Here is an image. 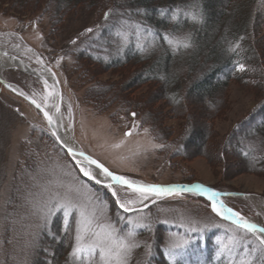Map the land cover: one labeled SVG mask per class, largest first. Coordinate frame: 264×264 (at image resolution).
I'll return each mask as SVG.
<instances>
[{
  "label": "rangeland",
  "instance_id": "obj_1",
  "mask_svg": "<svg viewBox=\"0 0 264 264\" xmlns=\"http://www.w3.org/2000/svg\"><path fill=\"white\" fill-rule=\"evenodd\" d=\"M114 2L82 0L63 7L62 0H0V49L53 75L63 102V120L84 154L138 183L200 184L217 192L233 211L264 227V130L254 127L263 122L254 113L264 99V0L254 6L257 19L250 36L256 50L254 68H240L237 78L201 99L196 98V90L189 91L201 82L195 76L177 92V101L171 98L173 88L163 74L157 70L158 80L144 74L143 57L141 64L132 60L104 68L101 59H122V53L137 48L145 51L151 39L136 26L149 14L139 10L137 19L122 18L119 15L127 7ZM190 2L181 18L197 22L198 0ZM108 9L110 17L104 19ZM173 41V49L186 43L177 37ZM163 53L158 50L153 55ZM206 69L208 65L200 71L207 73ZM170 73L179 84L189 76L182 61L173 63ZM2 76L37 103L44 104L45 96L54 91L24 71L7 69ZM86 178L51 135L42 114L0 84V264H72L67 252L73 236L64 233L55 240L63 231V212L49 217V224L35 226L37 206L48 194L45 188L57 184L64 185L62 192L69 186L78 188L82 199L100 196L118 236L129 246L126 264H159L156 248L160 246L168 262L185 259L186 246L205 237L210 238L207 247L218 246V255L227 264L238 261L244 252L239 240L243 230L221 220L208 202L194 194L160 201L148 197L147 207L137 204L134 207L141 211L126 213L109 189ZM140 195L126 188L120 191L125 200ZM140 233L148 236L142 240ZM169 252L175 253L174 259ZM190 260L202 264L199 257Z\"/></svg>",
  "mask_w": 264,
  "mask_h": 264
},
{
  "label": "trees",
  "instance_id": "obj_2",
  "mask_svg": "<svg viewBox=\"0 0 264 264\" xmlns=\"http://www.w3.org/2000/svg\"><path fill=\"white\" fill-rule=\"evenodd\" d=\"M62 1L63 7H67L73 4L78 5L82 0ZM119 1L115 0L113 5L116 3V6L127 7L119 15L122 18L137 19L139 10L149 14V17L144 18L145 21H137L136 26L140 29V32L151 39L146 43L145 51L137 48L133 52L129 50L122 53L119 57L122 59L110 61L101 59L100 61L104 63L100 62L99 64L102 65L101 63H103L106 69L125 65L132 60H136V62L141 64L144 63V60L147 64L145 65L147 67L143 66L144 74L150 77L148 79L158 80V72L163 74L165 81L169 84V88H173L170 94L171 98L177 101V92H180L179 90L183 88V84H190L195 76L196 78L199 77L201 82L193 85L189 91L193 93L196 90L198 92L195 95L196 98L201 99L202 96L205 97L214 93L218 87H224L229 80L237 78L240 68L245 70H249V67L251 69L254 68L256 50L253 42H250V36L253 34V25L257 19L256 14L253 13L255 12L254 6L258 3V0H198L199 11L196 15H198L199 20L197 22L181 18L184 12L182 9L188 7L192 0H127L129 1L127 5H121ZM61 10H64V8ZM118 11L115 12L117 13ZM106 13H108L107 17ZM105 14L104 19L110 17L109 9L106 10ZM173 15H175L176 19L172 18ZM219 33L221 34L218 37ZM176 37L186 40V43L190 46L184 47L181 44L180 47H174L173 49L172 44L171 48L168 40L176 39ZM169 49L172 50L169 52ZM158 50L164 53L160 57H155L153 54ZM141 57L144 59L142 60ZM177 61L184 62L189 73V76L183 77L184 82L182 84H179L176 76L170 73L172 64ZM207 65V73L201 72L200 69ZM148 66L149 70H147ZM224 71L225 73L221 77ZM219 77H221L220 80L217 79ZM261 79H263L262 74H259V80ZM143 80H146V78L140 79V81ZM262 83L264 84V79ZM254 116L263 119V122H259L254 127L258 130H264V99ZM252 161L254 164L260 163L257 160ZM261 166L264 168V163ZM60 231L62 233L57 235L56 242L66 236L64 234L66 233L65 231L61 229ZM146 236L148 235H145V233L138 234V238L142 240ZM68 239L69 237L66 238V241ZM209 241L210 238L208 237L207 239L205 237V240L200 243H196L191 247L186 246V250L183 252L185 259H177L173 263L166 260L163 250L160 248L161 246L157 247L156 255L160 257L157 262L159 264H197L191 263L190 260L196 256L200 258L202 264H227L223 255H218V250H220L218 246L213 248L214 250L207 247L210 244ZM67 247L69 248V245ZM57 251L59 256L63 257L62 249L58 248ZM71 251L67 252V254L73 264L70 256ZM147 264L152 263L150 261Z\"/></svg>",
  "mask_w": 264,
  "mask_h": 264
},
{
  "label": "snow or ice",
  "instance_id": "obj_3",
  "mask_svg": "<svg viewBox=\"0 0 264 264\" xmlns=\"http://www.w3.org/2000/svg\"><path fill=\"white\" fill-rule=\"evenodd\" d=\"M163 14V13H162ZM106 17L108 13L105 14ZM176 19L175 15L172 17ZM91 31V29H88ZM169 44H174V41L169 39ZM187 43L184 47H188ZM45 84L47 82L45 81ZM45 101L47 97L44 98ZM37 109L43 111V115L52 128L51 135L61 147L66 149V155L76 156V150L69 147L67 143L59 136L57 129L58 121L54 119L49 111H45L42 103H37L35 99L31 101ZM56 107L59 111L58 105ZM62 126V125H60ZM130 135V133H126ZM87 161L89 165H94L99 169V173H93L84 164H80V171L90 180H94L96 184H103L105 188L111 191L112 197L115 198L116 205L124 212H139L143 207H147L144 201L148 199V193H154L159 196L161 194H171L176 191L173 188H160L157 186L137 185L134 181L117 175L110 171L104 165L100 164L95 159L85 156L84 153L78 154ZM103 177L101 179L100 177ZM53 183V182H49ZM124 186L131 189L133 192L140 193V198L136 200L121 199L120 191H123ZM64 187L63 184H57L51 188H45L48 193L43 201L37 206L38 222L36 228H41L49 224V217H54L58 211L63 212V231L73 236L74 243L70 244L72 251L73 264H126V255L129 246H126L124 239L118 236L117 229L112 222V218L107 215V210L104 207L105 202L99 195L90 194L84 199L81 198L78 188L73 189L67 187L65 191L59 189ZM120 189L118 191L117 189ZM192 188L198 189L201 192L209 193V199L212 201V212L217 216L227 219H232L238 229L244 230L245 235L239 237L240 241L244 242V252L238 261L233 264H264V227H258L257 224L245 219L239 212L227 207L223 202L218 201V193L208 188H203L200 185H194ZM191 190V189H189ZM141 205L142 208H135V205ZM123 219V217H121ZM132 223V221H129ZM146 227L147 225H141ZM252 239H249V235ZM132 235L131 232L128 233ZM232 239H235L233 237ZM251 245V247H249ZM229 252L232 249H228ZM170 258L174 259L175 253L169 252Z\"/></svg>",
  "mask_w": 264,
  "mask_h": 264
},
{
  "label": "bare ground",
  "instance_id": "obj_4",
  "mask_svg": "<svg viewBox=\"0 0 264 264\" xmlns=\"http://www.w3.org/2000/svg\"><path fill=\"white\" fill-rule=\"evenodd\" d=\"M20 70L28 73L29 75L33 76L34 78H37L40 82H42L48 90L53 89L54 91L51 93L49 92L45 97H47V100L44 101V104L42 106L44 107L45 111H49V114L54 117L56 121H58V125L56 126L59 132V136L67 143V145L77 151H81L77 144L74 142L72 138L71 131L68 129L66 126L63 117H62V106L63 102L61 104L58 103V95L57 91L55 90V85H54V77L53 75L46 69L45 67L42 68L40 71L34 69L32 66L28 65L25 61L17 58L14 55L7 54L3 50L0 49V77H2V72L4 70ZM5 81V80H4ZM45 81L47 84H45ZM7 83V82H6ZM9 84V83H8ZM13 86V85H11ZM13 88H17L13 86ZM18 89V88H17ZM20 90V89H18ZM21 91V90H20ZM23 92V91H21ZM60 92V91H59ZM53 105H58L59 106V111L57 112L56 107ZM62 125V126H60ZM71 159L73 160L74 164L76 167L80 170L79 165L82 163L84 164L85 167L89 168L90 171H92L94 174L99 173L100 170H98L95 166L89 165L86 163L81 157L79 156H72ZM71 160V161H72ZM88 178V177H87ZM103 179V177H100ZM103 185V184H102ZM199 185V184H198ZM202 186V185H201ZM203 188H206L202 186ZM192 193H197L195 189L191 190ZM207 196H209V193L204 192ZM161 196V195H159ZM148 197H158L154 193H148Z\"/></svg>",
  "mask_w": 264,
  "mask_h": 264
},
{
  "label": "water",
  "instance_id": "obj_5",
  "mask_svg": "<svg viewBox=\"0 0 264 264\" xmlns=\"http://www.w3.org/2000/svg\"><path fill=\"white\" fill-rule=\"evenodd\" d=\"M0 84H1L2 86H4V88H5L6 90H8V91H10V92H12V93L18 95L19 97L23 98L24 100H26V101H27L31 106H33L36 110L40 111L41 114H42V116H43V118L45 119V117H44V115H43V111H42L41 109H37V108L35 107V105L31 102L33 99H32L30 96L25 95L23 92H21V91L18 90L17 88H13V86H11L10 84L6 83V82L2 79V77H0ZM54 85H55V90L57 91V95H58V103L61 104V97H60L59 87H58V85H57V83H56V81H55V78H54ZM45 121H46V124H47L48 128H49L50 131L52 132L53 129L49 127L48 122H47L46 119H45ZM127 133H128V132H127ZM125 135H126V134H125ZM126 136H128V135H126ZM54 138H55V137H54ZM59 145H60V144H59ZM60 147H61V145H60ZM61 148L66 152V149H65L64 147H61ZM76 153H77L76 156H79L78 154H79V153H83V152H81V151H77ZM67 156H68L70 159H71V157H72V155H67ZM85 156H87V155L85 154ZM79 157H81V156H79ZM81 158L87 163V161L84 159V157H81ZM71 160H72V159H71ZM72 161H73V160H72ZM93 166H94V165H93ZM135 184L140 185V184H138V183H136V182H135ZM194 185H197V184H196V183H193V184L157 185V187H160V188H173V187H176V186H179V187H176V191L173 192V193H171V194H161V196H158V197L156 198L155 201H159V200H161L162 198L169 197V196H171V195H173V194H177V193H192L191 190L195 189V188H192V186H194ZM143 186H146V185H143ZM124 188L127 189L126 186H124ZM189 189H191V190H189ZM128 190H131V189H128ZM195 190L198 191L196 194H198L200 197H202V198H203L204 200H206L207 202L212 203V201L209 199V196H207L204 192H201V191H199L198 189H195ZM131 191H132V190H131ZM218 201H219V199H218ZM220 217H221V216H220ZM222 218H224V217H222ZM224 219H225L226 221H228V222L234 224V222H233L232 219H227V218H224ZM258 227H259V226H258Z\"/></svg>",
  "mask_w": 264,
  "mask_h": 264
}]
</instances>
